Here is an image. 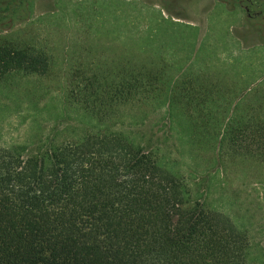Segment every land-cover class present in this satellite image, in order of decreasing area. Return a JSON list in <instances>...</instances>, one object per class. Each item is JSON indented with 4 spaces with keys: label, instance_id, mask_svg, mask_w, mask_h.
<instances>
[{
    "label": "trees",
    "instance_id": "trees-1",
    "mask_svg": "<svg viewBox=\"0 0 264 264\" xmlns=\"http://www.w3.org/2000/svg\"><path fill=\"white\" fill-rule=\"evenodd\" d=\"M134 67L78 70L71 80L68 98L97 128L37 151L0 147V264H249L248 233L134 134L170 88V106L204 111L192 134L218 139L230 160H264V113L235 114L233 100H220L227 111L218 113L209 100L184 104L186 81ZM50 70L43 48L0 39V81Z\"/></svg>",
    "mask_w": 264,
    "mask_h": 264
},
{
    "label": "rangeland",
    "instance_id": "rangeland-1",
    "mask_svg": "<svg viewBox=\"0 0 264 264\" xmlns=\"http://www.w3.org/2000/svg\"><path fill=\"white\" fill-rule=\"evenodd\" d=\"M0 39L51 54L48 74L0 81V147L37 151L97 128L68 98L78 70L164 68L173 86L186 81L184 104L211 100L205 108L218 113L227 111L218 98L243 96L235 111L264 113V0H0ZM170 95L148 108L137 142L245 230L249 264H264V160H230L218 139L192 134L204 111L188 105L186 119Z\"/></svg>",
    "mask_w": 264,
    "mask_h": 264
},
{
    "label": "crops",
    "instance_id": "crops-1",
    "mask_svg": "<svg viewBox=\"0 0 264 264\" xmlns=\"http://www.w3.org/2000/svg\"><path fill=\"white\" fill-rule=\"evenodd\" d=\"M244 97L243 96H239V97H236V96H234V97H230V96H228V95H226V96H222L221 98H218L219 100H233V101H237L238 103H239V101L240 100H242ZM237 102H236V104H237ZM235 103V102H234ZM237 106V105H236ZM223 107V106H222ZM231 107H233V106H231ZM230 107V108H231ZM229 110V109H228ZM232 110H230V112H231ZM234 111V113L235 114H255L254 113V111H253V113H248V112H244V111H241V112H237V111H235V110H233ZM229 112V113H230Z\"/></svg>",
    "mask_w": 264,
    "mask_h": 264
}]
</instances>
